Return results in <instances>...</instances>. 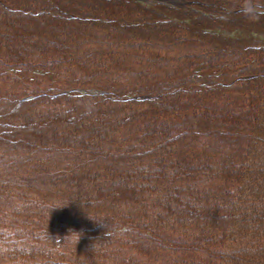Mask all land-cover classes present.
I'll return each mask as SVG.
<instances>
[{
	"label": "trees",
	"instance_id": "obj_1",
	"mask_svg": "<svg viewBox=\"0 0 264 264\" xmlns=\"http://www.w3.org/2000/svg\"><path fill=\"white\" fill-rule=\"evenodd\" d=\"M179 1L0 0V264H193L209 213L264 234V45L216 33L264 0Z\"/></svg>",
	"mask_w": 264,
	"mask_h": 264
},
{
	"label": "rangeland",
	"instance_id": "obj_2",
	"mask_svg": "<svg viewBox=\"0 0 264 264\" xmlns=\"http://www.w3.org/2000/svg\"><path fill=\"white\" fill-rule=\"evenodd\" d=\"M138 2H141L144 5H148V6H152L155 2L157 3H166L169 5H175V4H179V0H137ZM216 33H218L219 35L223 36V37H227V38H231V39H239V38H253L256 41H259V43L261 45H264V31L256 29V28H251V30H243L240 27H234L233 29H228V30H224V29H218L216 31ZM100 63H96V65H99ZM200 71V67L197 66L196 68H194L191 73L194 74H199ZM182 75V74H180ZM64 91V90H63ZM63 91H60L59 93H62ZM76 90H66L64 91L65 93H71L74 92ZM81 93H84V90H79ZM86 93V91H85ZM95 93V92H92ZM128 98H136L138 96H135L134 93H129V95H127ZM232 95H225L222 97L223 101L229 102V99L231 98ZM236 96V95H235ZM237 107H241L240 106V102H236ZM264 131V130H263ZM240 144V143H239ZM260 144V143H259ZM244 148V146H239L236 147L234 146L235 152H240V150H242ZM90 152L86 153H81L83 156L82 164H86V161L91 158L89 155ZM80 161V162H81ZM87 175H90V173L88 172ZM102 182H105L104 180ZM102 184H99V186H101ZM151 211L152 209H146ZM66 212H68L69 210H65ZM98 211V210H96ZM64 213H61L60 216H62ZM99 216V215H98ZM97 217V219H100L99 217ZM193 219H189L191 220L192 224L194 225V227L199 231V234L196 233H192L191 236L193 238H206L205 234L207 233H211L214 235H211L209 238L213 237V241H211L209 243V245L205 246V245H196L195 243H189L190 246H186L188 249L189 248H198V249H194L193 251H188L186 252L184 255H189L190 254H194V259L195 261L193 262V264H201V262L203 260L206 261V264H227V263H222L224 262H228L231 261L233 259H235V264H264V249L258 250L255 248H258V243L259 241L261 242V244L263 243L264 246V234H252L251 231H249L248 229L242 228L239 229L242 226L241 220H225L219 217V215L214 216L212 213H209V217H206V219L204 218H199V217H192ZM223 221H222V220ZM68 222H70L72 220V218L70 217L69 219H67ZM75 221V220H74ZM73 223V222H70ZM64 224H67L66 222L63 223L61 226H63ZM83 224V223H82ZM61 226H59L61 228ZM128 228L123 227L121 229H113L111 232L113 233H126L125 231ZM232 229V231H230ZM209 231V232H208ZM221 231V232H220ZM60 236H63L65 238H71V240H76L80 237V235H77V232H73L71 230H67V229H61V231H58ZM231 233L229 235V238L226 239L225 241H219L217 242V237L219 238L221 235H223L224 233ZM166 233V232H165ZM146 235L151 234V232L149 231H145ZM76 235V236H75ZM84 235V234H83ZM106 235V234H104ZM167 239L168 237H170V235H168V233L163 234ZM216 235V237H215ZM168 236V237H167ZM92 237V236H91ZM19 241H21L22 239L18 238ZM2 241V240H1ZM18 241V240H17ZM170 241H163V244H161V247H167L169 250L173 249V248H178L180 246H178V244H170ZM201 242V241H200ZM215 242V244H214ZM162 243V242H161ZM213 244V245H211ZM154 252L152 253L154 255H156V258L158 257V255L160 254L159 250H160V246L159 248H157V246L155 245L154 247ZM239 250L244 251L243 253H245L246 255H248L247 257L244 256H237V252ZM258 250V251H257ZM171 251V250H170ZM235 253L233 256L232 254ZM85 255L86 254H82L79 255V257H77L76 259L79 258V260H83L85 261ZM172 255V254H171ZM167 257L166 261L169 264H175L177 259H174L175 257L172 256ZM208 256V257H207ZM221 258V259H220ZM75 259V260H76ZM74 260V262H75ZM89 260L91 261V259L89 258ZM149 256H143L140 257L139 255V264H155V260H153L151 263H149ZM191 262V261H190ZM138 263V262H137ZM184 263V262H183ZM91 264H97L96 261H91ZM177 264V262H176ZM188 264V263H187ZM192 264V263H190Z\"/></svg>",
	"mask_w": 264,
	"mask_h": 264
}]
</instances>
